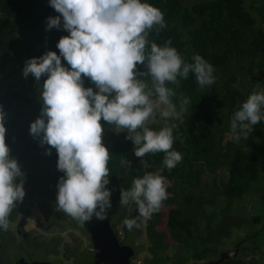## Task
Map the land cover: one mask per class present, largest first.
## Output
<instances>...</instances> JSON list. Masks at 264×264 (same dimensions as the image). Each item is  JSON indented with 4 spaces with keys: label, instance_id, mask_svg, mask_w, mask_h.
I'll return each instance as SVG.
<instances>
[{
    "label": "clouds",
    "instance_id": "9594fccd",
    "mask_svg": "<svg viewBox=\"0 0 264 264\" xmlns=\"http://www.w3.org/2000/svg\"><path fill=\"white\" fill-rule=\"evenodd\" d=\"M59 15L49 16L46 30L62 29L55 51L25 61L22 75L30 74L40 85L42 107L30 124V135L46 155L55 149L59 177L56 210L81 226L93 217L104 220L111 205L108 167L110 153L103 143L104 126L126 130L136 157L164 153L162 166L171 171L183 159L173 149L171 126L154 130L148 126L158 114L165 121L181 120L190 98L169 85L193 74L200 88L215 83L214 67L201 55L185 61L171 40L161 46L149 40L153 31L166 27L164 13L146 0H49ZM62 58L67 62L62 64ZM138 65H143L141 71ZM94 84L84 86V78ZM147 78V79H146ZM155 97V99H153ZM176 97L179 104L173 102ZM6 112L0 105V230L7 231L10 215L25 197L24 177L18 160L6 143ZM264 121V90L253 91L231 117L232 140L248 139L253 126ZM129 169L131 162L121 160ZM19 181V182H18ZM120 206L134 202L137 218H125L131 231L140 228L138 218L150 220L168 198L165 177L146 172L120 189Z\"/></svg>",
    "mask_w": 264,
    "mask_h": 264
},
{
    "label": "trees",
    "instance_id": "16d2710c",
    "mask_svg": "<svg viewBox=\"0 0 264 264\" xmlns=\"http://www.w3.org/2000/svg\"><path fill=\"white\" fill-rule=\"evenodd\" d=\"M146 2L159 8L166 22V27L159 34L155 31L150 33L149 40L162 46L170 39L171 47L176 48L187 62H191L194 54L201 55L213 65L216 79L213 85L200 88L190 73L186 80L178 77L179 88L169 85L178 95L183 93L190 98L182 119L171 121V125H176L173 149L183 157L171 171L162 166L164 153H148L142 159L136 157L132 141L125 138L127 131L117 133L114 125L101 121L104 126L103 143L105 146L109 144L110 153L108 167L112 184L106 187H115L110 190L117 203L121 197H116V190L130 187L134 178L142 177L146 172H158L164 176L168 198L163 203L168 212L154 213L146 224L148 249L154 258L153 261L147 259L150 261L148 264L165 263L166 238L185 250L190 248L186 250L187 256L181 254L178 261L185 262L189 257L196 260L191 264L209 258L210 261L220 255L223 238H231L234 226L248 223L253 227L261 223L264 226V211H258L251 220L252 217H244L233 210L237 201L252 190L253 182L264 170V121L253 126L248 139L242 138L239 143L232 140L230 129L234 111L248 97L245 88L252 81L250 72L256 77L254 82L259 91L264 90V0ZM56 15L59 14L49 6V0H0V70L4 73L0 77V105L7 117L6 143L18 163L20 159L25 160L28 153L24 143L28 133L23 117L25 106L32 99L26 95L24 85L10 78L22 72L29 58L40 57L49 50L59 55L58 40L68 33L56 28L46 30L47 18ZM62 64L65 65L63 58ZM138 68L144 70L143 65H138ZM41 79L43 84L46 77ZM91 85L88 78L84 79L85 87ZM173 102L179 104L176 97H173ZM41 107L42 104L37 114ZM148 126L154 130L163 127L157 123ZM17 127L21 134L15 131ZM31 141L36 144L33 139ZM51 151L58 158L56 150ZM123 159L131 162L129 169L121 166ZM222 168L228 169L227 180L222 179L218 183L214 179L212 184L203 186L205 173H216ZM22 169H28L27 163ZM261 197L264 200V194ZM208 206L212 209L209 210ZM115 212L116 208H112L111 214ZM161 219L165 220L167 231L158 228ZM200 219L206 220L204 232L198 224ZM120 221L122 217L116 220L117 223ZM7 243L0 237V258L6 256L5 260L0 259V264L11 262L5 248ZM244 257L239 254L221 264H249Z\"/></svg>",
    "mask_w": 264,
    "mask_h": 264
},
{
    "label": "rangeland",
    "instance_id": "374dc122",
    "mask_svg": "<svg viewBox=\"0 0 264 264\" xmlns=\"http://www.w3.org/2000/svg\"><path fill=\"white\" fill-rule=\"evenodd\" d=\"M65 66H68L66 61H65ZM68 67H70V66H68ZM2 75H4V73L0 70V77ZM249 75H250L249 78L252 81L245 88V91L248 95L250 93H252L253 91H259L257 84L254 82L256 80L255 75L254 74L252 75L251 72L249 73ZM10 79H13L14 81H19L20 84L24 85V90L27 91L26 95L32 99V102L29 105L25 106V112L26 113L24 114L25 116L23 117V121H24L23 125H25V128H26L27 133H28V135L25 137V140H24V143H25V146L27 148L28 153L25 156V160H21L19 162L21 169L24 167V164L27 163V167H28L29 171H31V174L34 177H35L34 172H36L38 174H42V175L46 174V173H54V174L58 173L59 177H61L62 172L58 171V169H57V160L58 159L54 156L52 151H51V155L45 154L46 149L49 146L44 145L43 147H41L38 140L34 139L30 135V132H29L30 124L40 114V113L39 114H37V113H38L40 106L42 104V101L40 100L41 92L39 90L40 85H42V83H41L42 79L38 85L35 82V78L31 74L27 78H25L22 75V72L15 74ZM84 79H86V77ZM91 87H93V90L96 91L94 84L91 85ZM18 88L21 89V86L19 85ZM27 88H30V90H28ZM153 99H155V98L153 97ZM171 121L172 120L165 121L163 118H161L157 114L154 120L150 119L148 121V125L152 124V123H157V124H160L162 126H165V125L171 126ZM6 122L9 125L8 120H6ZM15 131H17L21 134V132H20L21 129L19 127H17L15 129ZM121 131L122 130L116 128L117 133H119ZM32 139L35 141V143H36L35 145L32 143V141H31ZM103 141H104V138H103ZM106 147L109 148V144H107ZM28 169H22V171L25 174L27 173L28 175H30L28 172ZM42 175L39 176V178H38V180L41 184L46 183V180L44 179L45 176H42ZM228 176H229V173H228L227 168L219 169L216 173L207 172L202 177V184H203V186H205L207 183L212 184L214 179H216L219 183L222 179L227 180ZM24 180L26 182V183H24V189H25V194L27 193V195H26V197H24L23 201L20 202V207L23 209H26L27 204L30 203V201H29L30 199L28 196V194L30 193L29 191H31L33 193L35 191V189H37L38 187L36 186L35 182H32V184L29 185L25 178H24ZM31 180L32 179L30 178V181ZM109 181H110V183L108 185L112 184L111 183L112 181L110 180V178H109ZM111 188L113 189L115 187H111ZM124 188H126V187H124ZM49 192L51 193V195H53L55 193L57 194L56 188H52ZM263 193H264V170L262 171L259 178L253 182L252 190L248 194H246L242 199L237 201V205L233 210H235L236 213L243 215L244 217H247V218L253 217L257 211L263 212L264 210L261 209L263 207L262 203L264 202V200H262V197H261L263 195ZM116 195H117L116 197H118V198L120 197V190H116ZM112 198H113V196L111 195V198H110L111 199V205H112V207H115L117 209V212L119 215H123V214L127 215L131 211V209H133V207H134V202H129V204L126 206H120L119 203L116 204L115 200ZM52 201L53 200H50L48 203L46 202L45 204L41 203V205L43 204L45 206L46 209L45 208L44 209L46 210V212H47L48 208L50 209V208L56 206L55 202H52ZM35 202L39 205V201L36 200ZM208 209L211 210L212 208L210 206H208ZM159 211H162L164 214H167L168 207L164 203H162V206H161ZM59 213H60V211H57L56 215H58ZM39 214H40V211H39ZM30 216H31V218H30L31 222H30L29 226L27 227V229H30V227H32L33 232L31 234V236L36 235L40 240L41 239L42 240H48L51 237H54L56 235H62V234L64 235L65 239H67L66 233L69 231H72V228H71L72 222L71 221L73 219L69 216H67L66 218L65 217L61 218L60 227H63L61 230L56 227V228L50 229L49 231H47L48 229H46L49 221H44L43 227H40L36 223V218L38 217L37 210H34L33 212H31ZM116 220H117V217H116ZM138 222L141 225V227L140 228H133L130 233L134 239L133 242L135 243L136 250H137L136 264H146L147 259H149L150 261L154 260L152 253L148 249L149 238L147 236V232H146V228H145L148 220L145 221L142 217H139ZM165 224H166L165 220L161 219L160 225L158 226V228L161 230L167 231ZM198 224L200 226V230H202L204 232V226L206 224V220L200 219ZM122 226H123V223L118 224L119 229H121ZM258 226L259 225H254L253 229L258 228ZM251 228L252 227L248 224H245L243 226H234L231 229V232H232L231 238H225V237L223 238L224 244L221 246V249H223V248L228 249V250L231 249L232 245L236 241V239L246 235L248 233V229H251ZM260 229L261 228H259V230ZM259 230H256L253 232V234H252L253 236H251L252 238L243 247L244 249H246V251H244L243 254L245 255L246 254L245 252L248 253L246 256V260L248 261V263L252 259V260L256 261V264H264V258H263V256H264V231L259 232ZM63 231H65L66 233H63ZM3 232H4L3 230H0V234H1L0 237H2V239H4L2 236ZM73 232H74V235L79 234V232L77 230H73ZM256 233H258V234H256ZM20 240L22 241V243L25 246L24 249L26 251H28L30 249L28 247V243L30 242V239L28 238V239H20ZM165 240L167 242V248H166V251L163 254V256H166L167 260L165 261L164 264H183V262H184L183 260L178 261L177 259H179L181 254L187 256L188 252L186 250H189L190 248L185 250L183 247L176 244L170 238H168V239L166 238ZM225 249H223V250L219 249L220 253H219V251H218V253L221 254L222 251H225ZM255 249H257V250H255ZM251 250H254V251H251ZM190 252H191V250H190ZM5 254H7V252ZM219 254H217V255H219ZM212 256L213 255L210 256L211 259L213 258ZM215 258H217V256H215L213 259H215ZM0 259L5 260L6 256H4V258L1 257ZM186 259L187 260H185L184 264H191L193 262H196V260H194L192 257H189ZM209 259H207L206 261H208ZM202 261H205V260H202Z\"/></svg>",
    "mask_w": 264,
    "mask_h": 264
},
{
    "label": "flooded vegetation",
    "instance_id": "af4514ba",
    "mask_svg": "<svg viewBox=\"0 0 264 264\" xmlns=\"http://www.w3.org/2000/svg\"><path fill=\"white\" fill-rule=\"evenodd\" d=\"M34 173H35V177L29 172L30 175L26 173L25 176L26 175L27 176L24 178L27 180L29 185H31L32 182H35L38 188L35 189L33 193L29 191L30 195L28 194V196L30 199L29 200L30 203L27 204L26 209H23L20 207V202L17 203L16 208L12 211L10 218H9L10 219L9 229L6 232L2 233L3 238L6 239L8 242L7 245H5V248L7 249V252L9 253L8 254L9 260H11L9 264H17V259H16L17 255H20L21 257L25 258L27 261H38V262L46 263V264H96L95 257L97 253V247L95 246L91 232L88 230L89 221L86 222L83 226H81L77 221L73 219L71 221L72 231H69L67 233L63 231V233L67 234L66 235L67 239H65L63 234L56 235L54 237L49 238L48 240H42V239L40 240L36 235L31 236L33 229L32 227H30V229H27V227L29 226L31 222L30 214L34 210H37L38 212L36 223L40 227H43L44 221H49L48 226L46 228L48 229L47 231H49L52 228H56V227L61 230L63 228V227H60L61 218L67 217V215L61 211L58 215H56V212H57L56 206L50 209L48 208L46 212L45 206L43 204L41 205V203L45 204L46 202L48 203L50 200H53L52 202H56V193L51 195L49 191L52 188H56L57 190V185L55 184V182L56 181L58 182V179H59L58 173L56 174L46 173L43 175L38 174L36 172ZM41 175L45 176L44 179L46 180V183L41 184L39 182L38 178ZM62 175L63 173H61V176ZM30 178L33 181L32 180L30 181ZM24 183H26L25 180H24ZM26 195L27 193L25 194V197ZM36 200L39 201V205L35 202ZM118 203L119 201L116 204ZM262 205L264 207V203ZM112 208H115V207H112ZM111 209L108 210L107 218L109 221L110 233L112 235L111 238L113 240L112 241L113 244L115 245V249L123 253L122 257L124 259V264H136L137 250H136V245L133 242L134 239L130 233L131 231H127L124 228L125 227L124 224L121 229L118 228V224L123 223V220L126 217L136 218V215H135L136 205L134 203L133 209H131V211L127 215L126 214L119 215L117 212V209H116L115 214L112 215ZM39 211H40V214H39ZM116 217L118 219L119 217H122V221L117 223ZM252 219L253 217L251 218V220ZM22 221L24 225L20 227L19 225L21 224ZM248 225L252 227L251 229H248V233L242 237L237 238L236 241L233 243L231 249L228 250V249L223 248L225 249V251L226 250L233 251L236 245L240 241H244L238 253V255L239 254L244 255L243 252L246 251V249H244L243 247L252 238L251 236H253L252 235L253 232L256 230H259V228H261L259 232L264 231V226H262V223L256 229H253V225L251 223H248ZM73 230H77L80 235L79 234L74 235ZM8 233H11L12 236L9 235ZM28 238L30 239V242L28 243V247L30 249L26 251L24 249L25 246L20 239H28ZM251 251H254V250H251ZM245 253L246 254L244 255L245 256L244 258L246 260V256L248 253L247 252ZM219 257L220 255L217 256V258L215 259H218ZM146 264H148V262ZM249 264H255L254 260L251 259L249 261Z\"/></svg>",
    "mask_w": 264,
    "mask_h": 264
},
{
    "label": "water",
    "instance_id": "95a60500",
    "mask_svg": "<svg viewBox=\"0 0 264 264\" xmlns=\"http://www.w3.org/2000/svg\"><path fill=\"white\" fill-rule=\"evenodd\" d=\"M136 218L138 217V210L135 212ZM139 219V218H138ZM23 221L19 225L22 227ZM88 230L91 232L95 246L97 247L96 264H124V259L120 251L115 249L113 244L112 235L110 233L109 221L106 217L104 220H99L95 217L89 221ZM244 241H240L233 251H223L218 259L210 261L198 262L196 264H221L227 259L237 257L240 247ZM17 264H46L38 261H27L20 255L16 256ZM94 259V258H93ZM126 261V259H125Z\"/></svg>",
    "mask_w": 264,
    "mask_h": 264
}]
</instances>
